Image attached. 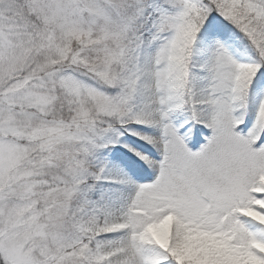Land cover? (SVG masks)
<instances>
[{"label": "snow or ice", "instance_id": "snow-or-ice-1", "mask_svg": "<svg viewBox=\"0 0 264 264\" xmlns=\"http://www.w3.org/2000/svg\"><path fill=\"white\" fill-rule=\"evenodd\" d=\"M0 264H264V0H0Z\"/></svg>", "mask_w": 264, "mask_h": 264}]
</instances>
